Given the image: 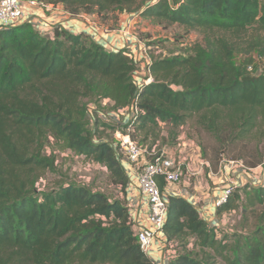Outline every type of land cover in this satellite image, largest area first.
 <instances>
[{
  "label": "trees",
  "instance_id": "1",
  "mask_svg": "<svg viewBox=\"0 0 264 264\" xmlns=\"http://www.w3.org/2000/svg\"><path fill=\"white\" fill-rule=\"evenodd\" d=\"M37 1L72 15L138 12L205 34L186 54L151 55L152 81L140 86L127 49L61 27L52 36L31 23L0 28V264H153L134 230L124 154L109 131L160 153L195 117L218 145L211 160L198 144L211 164H263L264 0ZM107 99L113 111L137 101L140 112L122 126L97 115L91 128L88 103L102 108ZM53 145L101 164L116 194L75 182L40 192L42 174L57 168L47 153ZM157 179L163 190L164 176ZM168 199L164 232L175 251L168 264H264V186L234 187L218 207L219 215L240 211L246 234L222 235L187 198Z\"/></svg>",
  "mask_w": 264,
  "mask_h": 264
},
{
  "label": "built area",
  "instance_id": "2",
  "mask_svg": "<svg viewBox=\"0 0 264 264\" xmlns=\"http://www.w3.org/2000/svg\"><path fill=\"white\" fill-rule=\"evenodd\" d=\"M47 5L48 4L37 0H0V28H9L24 23H31L43 35L52 36L56 26L32 17V10L34 8H44ZM139 42L141 46H143V55H145V59L142 60L144 65L141 59L135 57L133 52H128L129 55L134 58L139 68L136 79L139 77V74L143 75L141 77L144 79L142 83L137 80V83L142 86L143 84H148L152 80L151 77H147L150 73L149 64L152 63V56L149 54L147 42L143 40ZM259 64L261 65V63ZM248 70L254 72V67L250 65ZM105 105H107L106 100H103L101 102L102 108ZM89 108L100 118L112 122L111 114L109 113L107 118L102 111L103 109L98 107L97 104L90 103L88 105V113L90 114ZM114 112H117V115H130L129 117L136 118L140 112V108L136 101L132 106ZM118 119L119 117L117 116L113 122L121 125ZM114 134L119 139L116 145H119L123 152L125 151V158H123V161L134 168L139 191L141 195L147 199L149 206L148 219L150 225L137 231L142 249L149 255L153 246L158 242H163L166 246H172L171 243L168 245L164 232V225L169 211L168 197L169 195H176L175 193L179 191L176 190V188L185 182L190 183L193 176L202 175L206 170L212 171L211 162L203 158L202 164L197 168L188 164L185 152L189 147L194 146V142L183 134L179 136L177 144L174 147L179 155L178 158L168 153L169 150H171L169 146L164 147L159 153L156 151V147L150 150L147 146L139 144L131 135L123 134L120 129H117ZM149 157H151V159ZM223 162L232 165L240 163L245 172L251 169L246 167L242 160L225 159L222 163ZM261 165H264V163ZM158 176H164L165 178L166 186L163 190L159 186ZM241 184L242 186L246 184L256 187L264 186V176L251 171L249 176L241 180ZM234 187L237 186H228L223 190L222 195L216 201L217 207L227 201ZM132 202L133 201L129 202L130 211L133 206ZM211 225L219 229V231L221 230L218 221L213 222Z\"/></svg>",
  "mask_w": 264,
  "mask_h": 264
},
{
  "label": "crops",
  "instance_id": "3",
  "mask_svg": "<svg viewBox=\"0 0 264 264\" xmlns=\"http://www.w3.org/2000/svg\"><path fill=\"white\" fill-rule=\"evenodd\" d=\"M32 17L50 23L56 27L64 28L74 34H87L109 50L118 51L127 49L133 52L135 57L141 59V61L145 59V55H143V46H141L140 40L136 37L134 31L139 27L137 24L141 23L143 19L138 12L129 13L117 11L115 14L104 17L87 13L72 15L62 4H48L44 8H34L32 10ZM148 47L150 55H157L158 51L151 50L154 46L148 45ZM142 76L143 75L139 74V77H137V80L141 83L144 81V79L141 78ZM106 103L111 105L108 99ZM129 116L130 115H127V121L125 123L129 122ZM185 154L187 163L191 166L197 168L202 164L203 157L197 145H195V147H189ZM125 166L130 179L128 187L129 202L133 201L131 216L134 223V230L137 232L150 225L148 219L149 206L147 199L143 197L139 191L134 168L126 163ZM212 169V171L206 170L202 175L193 176L190 183L185 182L179 185V187L176 188V190L179 191L175 194L185 196V198L194 204L201 216L210 225L218 221L221 228L223 224L228 223L226 221L231 220L230 218L233 217L234 213L238 212L241 215L240 211H231L222 215L218 214L216 201L222 195L223 190L228 186L241 187V180L249 176L251 171L264 176V165H259L245 172L240 163L232 165L226 162H220L217 163L216 166L213 165ZM174 254V250L169 249L163 242H158L153 246L148 256L153 260V264H168L170 258Z\"/></svg>",
  "mask_w": 264,
  "mask_h": 264
},
{
  "label": "rangeland",
  "instance_id": "4",
  "mask_svg": "<svg viewBox=\"0 0 264 264\" xmlns=\"http://www.w3.org/2000/svg\"><path fill=\"white\" fill-rule=\"evenodd\" d=\"M137 26L139 27L134 30L136 37L145 42H149L151 40L152 42H156V45H154L155 47L151 50L158 51L157 55L160 56L186 54L189 52V48L194 44L205 43V34L203 32L199 30H185L182 26L177 24L166 28L154 20L143 17L142 22L137 24ZM227 35L232 36L231 33H227ZM241 42L246 43V40L243 39ZM241 57H244V53L240 54L239 58ZM256 57L257 55L254 54V58ZM263 65L264 64L261 62V66ZM90 103L91 102H89L88 105ZM102 109L106 116L109 113L111 114L112 122L115 118H117V116L119 117L118 122L121 123V125L127 121V115H117V112L111 110L109 104L105 105ZM89 111V119L91 122L90 126L94 129V122L98 116L90 108ZM109 132L112 138L117 142L119 140L118 137L113 132ZM182 134L191 139L194 142V146L202 144L203 148L207 150L209 159L214 160V158H216V150L218 147L217 143L211 135L197 127L195 117L189 118L186 125L180 128L179 135ZM199 145L198 148L201 154V148ZM168 146L171 148L168 153L178 158L179 155L174 148L176 145L170 144ZM52 152L56 155L57 168L55 171H46L42 174V177L37 183V188L40 192L58 188L60 185L75 182L88 184L95 189L116 194L114 187L110 184L109 174L101 164L93 161L85 155L76 154L70 150H64L60 145L50 146L47 149V153L51 154ZM123 154V158H125V151ZM259 208L264 210V206ZM230 219V221H226L228 223L223 224L220 228V234H229L231 236L235 232L246 234L249 231V227L245 225L242 216L238 212L234 213L233 217ZM254 221L255 219L251 217V225ZM167 247L173 250L172 246ZM218 263L225 264L220 258H218Z\"/></svg>",
  "mask_w": 264,
  "mask_h": 264
},
{
  "label": "water",
  "instance_id": "5",
  "mask_svg": "<svg viewBox=\"0 0 264 264\" xmlns=\"http://www.w3.org/2000/svg\"><path fill=\"white\" fill-rule=\"evenodd\" d=\"M257 76H247L244 78V80H253V79H257Z\"/></svg>",
  "mask_w": 264,
  "mask_h": 264
}]
</instances>
